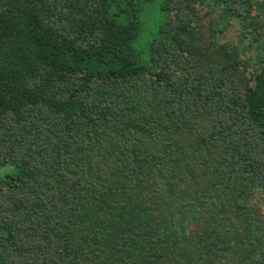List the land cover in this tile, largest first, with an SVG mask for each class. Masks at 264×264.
<instances>
[{"label": "trees", "instance_id": "obj_1", "mask_svg": "<svg viewBox=\"0 0 264 264\" xmlns=\"http://www.w3.org/2000/svg\"><path fill=\"white\" fill-rule=\"evenodd\" d=\"M0 264H264V0H0Z\"/></svg>", "mask_w": 264, "mask_h": 264}, {"label": "rangeland", "instance_id": "obj_2", "mask_svg": "<svg viewBox=\"0 0 264 264\" xmlns=\"http://www.w3.org/2000/svg\"><path fill=\"white\" fill-rule=\"evenodd\" d=\"M2 171H4V172H9V171H11V167H5V169H0V174H3V172Z\"/></svg>", "mask_w": 264, "mask_h": 264}]
</instances>
